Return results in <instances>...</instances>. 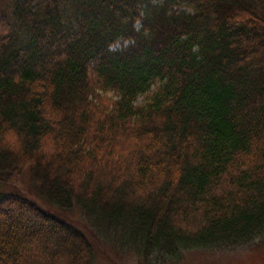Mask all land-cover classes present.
I'll use <instances>...</instances> for the list:
<instances>
[{"label":"trees","instance_id":"trees-1","mask_svg":"<svg viewBox=\"0 0 264 264\" xmlns=\"http://www.w3.org/2000/svg\"><path fill=\"white\" fill-rule=\"evenodd\" d=\"M25 174L49 207L0 191V264H91L74 208L144 264L254 243L264 0H13L0 182Z\"/></svg>","mask_w":264,"mask_h":264},{"label":"rangeland","instance_id":"rangeland-1","mask_svg":"<svg viewBox=\"0 0 264 264\" xmlns=\"http://www.w3.org/2000/svg\"><path fill=\"white\" fill-rule=\"evenodd\" d=\"M13 0H0V12L10 8ZM110 97V96H109ZM0 191L18 193L21 196L49 207L42 201L29 180L28 174L17 177L9 182H0ZM32 194L35 196L33 197ZM26 195V196H25ZM30 196L31 198L27 197ZM61 212V211H59ZM63 217L72 225L86 234L94 243L95 257L91 264H144L141 258L133 250L126 248L122 242H118V235L109 233V238H104L88 222L86 216L78 209L69 210ZM168 264H264V235L247 246L226 250H194L185 253L180 262Z\"/></svg>","mask_w":264,"mask_h":264}]
</instances>
